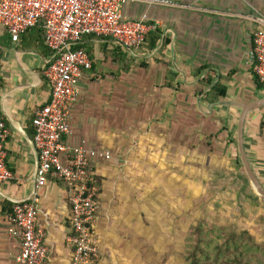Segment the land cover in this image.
Wrapping results in <instances>:
<instances>
[{
  "label": "crops",
  "instance_id": "1",
  "mask_svg": "<svg viewBox=\"0 0 264 264\" xmlns=\"http://www.w3.org/2000/svg\"><path fill=\"white\" fill-rule=\"evenodd\" d=\"M168 1L173 6L122 7L125 18L153 24L160 33L150 54L143 49L124 50L127 59L134 57L139 67L121 71L97 52L103 41L83 42L93 44V63L80 83L67 142L84 141L111 155L109 161H99L96 166L102 182L95 225L98 243L109 234L107 229L121 224L115 221L123 219L121 204L132 185L131 170L160 173L162 142L169 139L172 148L171 142L179 134L192 139L194 123L202 124L204 137L212 135L214 151L233 157L235 169L242 172L237 123L247 105L259 104L245 116L244 150L264 188V84L253 73L252 55L253 35L264 31V0ZM50 60L51 51L39 29L22 33L16 42L0 29V118L7 131L6 167L12 174V180L0 186V264H18L19 252L18 240L8 234V215L2 207L33 196L38 199V222L45 231V264H71L66 187L56 180L35 187L38 155L32 119L49 100L43 73ZM206 78L212 82L205 88L201 82ZM218 83L224 97L211 103L213 95L208 97V93ZM258 229L264 230V224Z\"/></svg>",
  "mask_w": 264,
  "mask_h": 264
},
{
  "label": "built area",
  "instance_id": "2",
  "mask_svg": "<svg viewBox=\"0 0 264 264\" xmlns=\"http://www.w3.org/2000/svg\"><path fill=\"white\" fill-rule=\"evenodd\" d=\"M128 4L171 7L168 0H0V29L16 42L31 29L42 31L51 60L44 70L49 100L32 119L33 143L38 155L35 187L48 180L62 182L70 205L71 264H96L100 246L95 225L100 207L102 184L95 169L99 161H109L107 151L96 150L82 141L69 144L71 111L80 95V83L92 68L86 52L76 50L85 37L110 39L123 50H142L146 36L155 25L127 19L122 7ZM253 73L264 84V31L253 35ZM7 131L0 118V186L12 180L6 167L4 149ZM38 199L13 204L7 216L8 234L19 242L18 264H45L48 250L45 231L38 222Z\"/></svg>",
  "mask_w": 264,
  "mask_h": 264
},
{
  "label": "rangeland",
  "instance_id": "3",
  "mask_svg": "<svg viewBox=\"0 0 264 264\" xmlns=\"http://www.w3.org/2000/svg\"><path fill=\"white\" fill-rule=\"evenodd\" d=\"M134 66L139 67L136 59ZM201 129L202 124L194 123L193 138L179 134L177 141L172 140V148L169 139L162 142L160 173L131 170L132 185L121 204L123 219L98 239L100 258L96 264H185L187 240L198 222L206 229L247 230L258 243L264 242V230L258 229L264 224V200L250 198L238 177V173L245 174L243 169L237 172L233 157L218 155ZM259 259L264 264L260 253L255 254L253 264Z\"/></svg>",
  "mask_w": 264,
  "mask_h": 264
},
{
  "label": "trees",
  "instance_id": "4",
  "mask_svg": "<svg viewBox=\"0 0 264 264\" xmlns=\"http://www.w3.org/2000/svg\"><path fill=\"white\" fill-rule=\"evenodd\" d=\"M159 39V31L153 30L146 36L145 44L142 49L148 54L152 53L157 47ZM84 40L103 41L104 43L99 44L101 53L105 58H110L119 70L122 71V69L127 67V70L125 69L124 71H130L132 67H134L135 58L130 57L127 59V53L119 45L109 43L108 41L110 39L89 36L83 39L81 44H79L75 49L86 52L92 60V63L93 44L87 45L86 43H83ZM84 47H88L89 50H85ZM198 73L200 74L201 72ZM211 82L212 79L206 78L201 83L206 88L211 84ZM198 93L200 94L201 91ZM210 95H213V98L210 99L211 103L218 102L224 97V92L220 88L219 83L211 89L208 93V97ZM210 140L211 137L207 138L206 143L210 144ZM96 166L97 165L95 164V169ZM238 177L246 185V188L250 192V198L253 201H256L257 197L250 189L246 175L238 173ZM99 181L102 184L100 178ZM210 186L214 189L216 186L215 182H212ZM12 207V205L7 206L5 204L2 209L6 210L5 214L9 215L12 211ZM187 242L186 250L183 255V262L185 264H253L256 262V253L264 255V248L262 246L264 242L258 243L255 237L247 230H242L240 233H236L234 230L224 227H210L209 229H206L202 222H198L191 228V234L188 237ZM258 263L261 264L260 259L258 260Z\"/></svg>",
  "mask_w": 264,
  "mask_h": 264
},
{
  "label": "water",
  "instance_id": "5",
  "mask_svg": "<svg viewBox=\"0 0 264 264\" xmlns=\"http://www.w3.org/2000/svg\"><path fill=\"white\" fill-rule=\"evenodd\" d=\"M258 106L259 104L247 105L246 107L243 108L237 123V148H238L241 164L243 167V171L249 181L251 188L253 189L256 195L260 197H264V188L262 187L259 180L255 176L253 170L251 169V166L245 154L244 144H243V127H244V120L246 113L251 109L257 108Z\"/></svg>",
  "mask_w": 264,
  "mask_h": 264
}]
</instances>
